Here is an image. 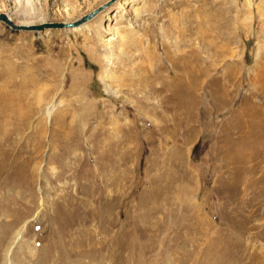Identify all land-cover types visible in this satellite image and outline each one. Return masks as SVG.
<instances>
[{
    "label": "rangeland",
    "instance_id": "rangeland-1",
    "mask_svg": "<svg viewBox=\"0 0 264 264\" xmlns=\"http://www.w3.org/2000/svg\"><path fill=\"white\" fill-rule=\"evenodd\" d=\"M98 7L0 21V264H253L264 0H0Z\"/></svg>",
    "mask_w": 264,
    "mask_h": 264
},
{
    "label": "water",
    "instance_id": "water-1",
    "mask_svg": "<svg viewBox=\"0 0 264 264\" xmlns=\"http://www.w3.org/2000/svg\"><path fill=\"white\" fill-rule=\"evenodd\" d=\"M100 7L91 10L90 12L82 15L80 18L76 20H72L69 22H42L36 25H21L16 24L8 15L4 12H0V21L9 26L10 28L18 31H40L44 29H59V28H66V27H76L84 22L91 20L99 11Z\"/></svg>",
    "mask_w": 264,
    "mask_h": 264
},
{
    "label": "bare ground",
    "instance_id": "bare-ground-1",
    "mask_svg": "<svg viewBox=\"0 0 264 264\" xmlns=\"http://www.w3.org/2000/svg\"><path fill=\"white\" fill-rule=\"evenodd\" d=\"M121 4H123V1H122V3ZM124 5V4H123ZM8 15V14H7ZM8 17L9 18H11V16L10 15H8ZM78 19V18H77ZM69 21H72V20H68V21H63V22H69ZM88 22V21H87ZM16 24H21V25H25V26H29V25H36V24H34V23H19V22H15ZM86 25V22H84V23H82V24H80V25H78V26H76V27H66V28H62V29H65V30H77V29H80V28H82L83 26H85ZM45 30H47V29H45ZM51 113V110H48V115ZM22 233H23V229H21V230H19L18 231V233H17V235H16V238H15V241H17V240H19L20 238H21V235H22ZM238 243V242H237ZM231 247V246H230ZM250 252V250H249V248L247 249V248H242V249H239V250H237V249H234L233 251H232V255H233V264H238L240 261H243V263L245 262V258H247V257H242L241 258V256L239 257V253L241 254V253H248V254H250L249 253ZM252 252H253V250H252ZM251 252V254H252V259L254 260V262H253V264H255V263H257V264H264V251H262V254H261V252H254V253H252ZM247 255V254H246ZM260 256V257H259ZM249 260V259H248ZM252 260V261H253ZM240 263H242V262H240ZM250 264H251V262H250Z\"/></svg>",
    "mask_w": 264,
    "mask_h": 264
}]
</instances>
